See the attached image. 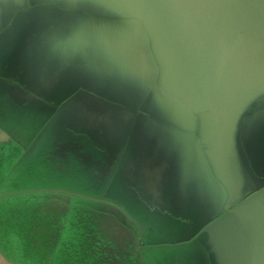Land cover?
I'll return each instance as SVG.
<instances>
[{
	"label": "water",
	"instance_id": "water-1",
	"mask_svg": "<svg viewBox=\"0 0 264 264\" xmlns=\"http://www.w3.org/2000/svg\"><path fill=\"white\" fill-rule=\"evenodd\" d=\"M0 264H264V0H0Z\"/></svg>",
	"mask_w": 264,
	"mask_h": 264
},
{
	"label": "rangeland",
	"instance_id": "rangeland-1",
	"mask_svg": "<svg viewBox=\"0 0 264 264\" xmlns=\"http://www.w3.org/2000/svg\"><path fill=\"white\" fill-rule=\"evenodd\" d=\"M204 215H205V214H204ZM202 217H203V216H202ZM204 217H205V216H204ZM204 217H203V218H204Z\"/></svg>",
	"mask_w": 264,
	"mask_h": 264
}]
</instances>
